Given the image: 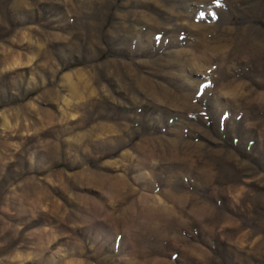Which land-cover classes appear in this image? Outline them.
I'll return each instance as SVG.
<instances>
[{
    "label": "rangeland",
    "instance_id": "374dc122",
    "mask_svg": "<svg viewBox=\"0 0 264 264\" xmlns=\"http://www.w3.org/2000/svg\"><path fill=\"white\" fill-rule=\"evenodd\" d=\"M0 264H264V0H0Z\"/></svg>",
    "mask_w": 264,
    "mask_h": 264
},
{
    "label": "snow or ice",
    "instance_id": "6c2138e0",
    "mask_svg": "<svg viewBox=\"0 0 264 264\" xmlns=\"http://www.w3.org/2000/svg\"><path fill=\"white\" fill-rule=\"evenodd\" d=\"M198 94H199V91H198Z\"/></svg>",
    "mask_w": 264,
    "mask_h": 264
}]
</instances>
